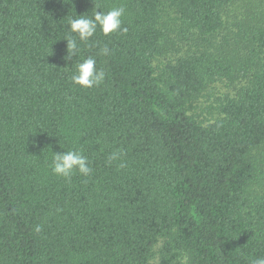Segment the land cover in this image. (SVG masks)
I'll use <instances>...</instances> for the list:
<instances>
[{
  "label": "trees",
  "instance_id": "trees-1",
  "mask_svg": "<svg viewBox=\"0 0 264 264\" xmlns=\"http://www.w3.org/2000/svg\"><path fill=\"white\" fill-rule=\"evenodd\" d=\"M97 6L127 32L77 36L66 61L68 21ZM89 56L106 76L82 88ZM72 149L89 176L52 172ZM184 256L264 257V0H0V264Z\"/></svg>",
  "mask_w": 264,
  "mask_h": 264
},
{
  "label": "clouds",
  "instance_id": "clouds-1",
  "mask_svg": "<svg viewBox=\"0 0 264 264\" xmlns=\"http://www.w3.org/2000/svg\"><path fill=\"white\" fill-rule=\"evenodd\" d=\"M124 14L125 8L123 6L112 8L107 12L100 11L99 6H97L91 18L75 14L76 18L68 21V34L64 38H61L66 41L67 49V55L63 59L67 61L76 57L79 51L77 36L79 41L87 42L95 35L98 27L104 35H109L116 31H120L121 33L127 32L126 28L121 27ZM73 33L76 36H73ZM50 52L52 55L51 48ZM99 54L107 56L111 54V50L105 45L100 49ZM96 63V59L92 56L76 62L75 71L71 76L72 83L82 88H93L101 85L106 73L103 69H98ZM123 155L124 153L122 151H113L108 156V162L119 161L118 166L124 168L126 167V163L122 160ZM92 171L87 157L80 150L72 149L59 153L52 152V172L57 176L70 180L76 173L87 177ZM35 230L39 232L41 231V227L37 225ZM181 264H187V256L182 258ZM251 264H264V257H258L252 260Z\"/></svg>",
  "mask_w": 264,
  "mask_h": 264
},
{
  "label": "rangeland",
  "instance_id": "rangeland-1",
  "mask_svg": "<svg viewBox=\"0 0 264 264\" xmlns=\"http://www.w3.org/2000/svg\"><path fill=\"white\" fill-rule=\"evenodd\" d=\"M224 90H226V87L220 83H217L215 88L212 89V93L215 95H218L219 93H222ZM214 100V97H207V98H202L200 102L197 103V108L195 109L196 113L199 114H204L207 117H210L209 114H207V106ZM157 248V247H156ZM151 264H158L157 263V258H154L151 261Z\"/></svg>",
  "mask_w": 264,
  "mask_h": 264
}]
</instances>
